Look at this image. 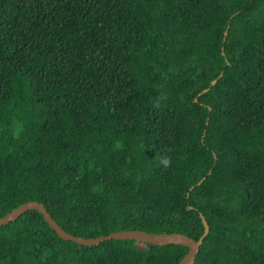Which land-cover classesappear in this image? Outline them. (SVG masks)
Listing matches in <instances>:
<instances>
[{"label":"trees","instance_id":"16d2710c","mask_svg":"<svg viewBox=\"0 0 264 264\" xmlns=\"http://www.w3.org/2000/svg\"><path fill=\"white\" fill-rule=\"evenodd\" d=\"M30 201L85 239L197 241L202 215L193 264H264V0H0V218ZM187 251L0 226V264Z\"/></svg>","mask_w":264,"mask_h":264},{"label":"water","instance_id":"95a60500","mask_svg":"<svg viewBox=\"0 0 264 264\" xmlns=\"http://www.w3.org/2000/svg\"><path fill=\"white\" fill-rule=\"evenodd\" d=\"M224 35H226V33H224ZM215 82H216L215 80L212 81L211 85H214ZM200 183L201 182H199L198 184ZM31 210L39 212L42 215L45 223L55 232V234L60 239L64 241H71L82 246H87V247L97 246L100 243L110 240H117V241L130 240L138 243H144V244L160 246V247L167 245L184 246L188 249V251L179 261L178 264L194 263L197 253L199 251V247L202 244V240L209 232V227L207 222L205 221L204 217L200 215L204 231L202 236L197 241L179 233L152 234L140 230L119 231V232H113L104 237L85 239L82 237L73 236L67 233L66 231H64L48 214L44 205L36 201L26 202L24 204H21L17 208L11 210L4 217L0 218V226L7 225L10 222L17 220L22 214Z\"/></svg>","mask_w":264,"mask_h":264},{"label":"clouds","instance_id":"9594fccd","mask_svg":"<svg viewBox=\"0 0 264 264\" xmlns=\"http://www.w3.org/2000/svg\"><path fill=\"white\" fill-rule=\"evenodd\" d=\"M162 163L164 164L165 167H168L170 166L171 161L170 159L166 158L162 160Z\"/></svg>","mask_w":264,"mask_h":264}]
</instances>
